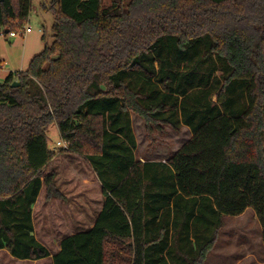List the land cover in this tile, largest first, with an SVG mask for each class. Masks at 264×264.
Returning a JSON list of instances; mask_svg holds the SVG:
<instances>
[{
    "label": "trees",
    "instance_id": "obj_1",
    "mask_svg": "<svg viewBox=\"0 0 264 264\" xmlns=\"http://www.w3.org/2000/svg\"><path fill=\"white\" fill-rule=\"evenodd\" d=\"M31 0H0V31ZM52 42L0 84V251L49 257L33 236L41 190L58 198L46 131L101 185L91 229L64 238L52 264H204L223 217L251 209L264 249V0H51ZM44 41V38H42ZM13 82L19 85L11 87ZM146 133L191 138L165 162H140Z\"/></svg>",
    "mask_w": 264,
    "mask_h": 264
},
{
    "label": "rangeland",
    "instance_id": "obj_2",
    "mask_svg": "<svg viewBox=\"0 0 264 264\" xmlns=\"http://www.w3.org/2000/svg\"><path fill=\"white\" fill-rule=\"evenodd\" d=\"M50 1L31 0L32 6L28 19L20 27L21 29L30 28V33L10 40H0V84L8 73L25 71L30 58L33 56L31 54L40 53L44 42L47 44L52 42V15L41 8L43 5L48 8ZM131 124L137 143L135 158L140 162H165L190 139V134L186 128H182L179 132L165 128L163 134L154 132L149 139L142 119L133 115L131 116ZM46 136L49 149L55 147L57 142H62L55 124L48 127ZM65 150L57 149L54 152L53 160L45 169V172H54L57 175L54 179L55 187L59 191L56 207L60 208L62 213L74 205L78 206L76 200L78 193L85 195L89 192L85 193V191L77 188L78 184H81V177L72 173L75 170L89 179V173L84 171V167L86 168L88 165L82 156ZM91 188L94 192V187ZM97 191L95 190L94 193L90 194L94 195ZM44 196L43 192L42 201H45ZM84 204L82 209L87 211L86 216L89 218V215L92 216L96 211V207L90 202ZM38 208L40 207H36L34 216L35 227L37 228L35 233L37 239L44 243L52 253L55 250L54 243L50 239H46V233L39 230L40 225L36 216ZM56 213H59V217L61 216L59 211ZM59 217L56 215V218ZM63 220L65 221V218ZM67 220L73 221L72 217H68ZM113 252L115 253V264H126L128 254L125 251L114 246ZM263 255L260 225L253 211L247 209L241 216L223 217V228L219 232L218 242L207 256L204 264H262ZM0 258H2L1 254ZM44 264H48V262H44Z\"/></svg>",
    "mask_w": 264,
    "mask_h": 264
},
{
    "label": "crops",
    "instance_id": "obj_3",
    "mask_svg": "<svg viewBox=\"0 0 264 264\" xmlns=\"http://www.w3.org/2000/svg\"><path fill=\"white\" fill-rule=\"evenodd\" d=\"M31 55L33 56L30 58V60L36 55V53L31 54ZM190 138H191V135H190ZM84 171L89 173V179L86 178L84 175L76 172L75 170L74 172H72L73 175H76L77 177H81V184H78L77 188L85 191V193L89 191L88 194H85V195H81L80 193H78L77 195L78 197L76 199L78 202L77 203L78 206L74 205V207L67 209L62 213V210L56 207L58 198L53 197L50 200L42 201L43 190H41V192L39 193L37 197L35 204L33 205L31 209V220H32V225H33L34 238L47 249L45 244L40 242L37 239V236L35 233L37 228L35 227L34 216H35V209L38 206L40 208L37 209L36 216L38 218L37 221L39 222V225H40L39 230L46 233V239H50L54 243L55 250L52 253L47 249V251L49 252V257L43 260H38V261L17 260L13 258L6 250H1L0 251V254L2 255V258H0L1 264H44V262H48V264H52V257L60 250L59 245L64 238L72 236L78 232L87 231L93 227L98 214L102 210L104 198L102 197V194H101V185L99 181L97 180L93 171L88 166L86 168L84 167ZM55 177H57L56 174H55ZM91 187H94V192L95 190L96 191L98 190L96 194L94 195L90 194V193H94ZM44 199H45V196H44ZM86 202H90L91 205H95L96 207V211L93 213L92 216L89 215V218L86 216L87 211H84L82 209L83 206H85L84 203ZM58 211L61 213L60 217H59V213H56ZM56 215L59 218H56ZM62 217L65 218V221L63 220ZM68 217H72L73 221L69 222L67 220ZM262 264H264V260Z\"/></svg>",
    "mask_w": 264,
    "mask_h": 264
},
{
    "label": "built area",
    "instance_id": "obj_4",
    "mask_svg": "<svg viewBox=\"0 0 264 264\" xmlns=\"http://www.w3.org/2000/svg\"><path fill=\"white\" fill-rule=\"evenodd\" d=\"M30 32H31L30 28L18 29L16 31H12L10 33H4L3 31H0V40H2V39H4V40L14 39L16 37L23 36V35L28 34ZM57 149H67V143H65L64 141L57 142L55 147L51 148L50 151L52 153H54Z\"/></svg>",
    "mask_w": 264,
    "mask_h": 264
},
{
    "label": "water",
    "instance_id": "obj_5",
    "mask_svg": "<svg viewBox=\"0 0 264 264\" xmlns=\"http://www.w3.org/2000/svg\"><path fill=\"white\" fill-rule=\"evenodd\" d=\"M18 85H19L18 82H13V83L11 84V87H16V86H18Z\"/></svg>",
    "mask_w": 264,
    "mask_h": 264
}]
</instances>
